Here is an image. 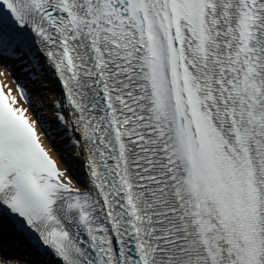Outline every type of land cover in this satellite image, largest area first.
<instances>
[{"label":"snow or ice","instance_id":"obj_1","mask_svg":"<svg viewBox=\"0 0 264 264\" xmlns=\"http://www.w3.org/2000/svg\"><path fill=\"white\" fill-rule=\"evenodd\" d=\"M37 38L85 178L0 86V236L57 264H264V0H0V76Z\"/></svg>","mask_w":264,"mask_h":264},{"label":"bare ground","instance_id":"obj_2","mask_svg":"<svg viewBox=\"0 0 264 264\" xmlns=\"http://www.w3.org/2000/svg\"><path fill=\"white\" fill-rule=\"evenodd\" d=\"M0 72H3V71L0 70ZM0 77H1V80L3 81V83L5 85V88L7 89V93L9 91V89L11 90V96H9V98L12 99L13 96L16 98V103L14 104V107L26 109L27 110L26 111V117L30 121L37 120V116H36L35 112L33 110H31V108H29L26 104H24L22 101L19 100L18 96L15 93V87L10 83L9 78L6 75L0 76ZM53 95H54V89H50V85H49V81H48L47 93L45 94V96H43V97L41 96L39 98V100H40V102H44V104L46 103V105L49 102V104H50L49 108H50V110L52 112V116L54 117L55 113H56V103H53V101L51 99L53 97ZM50 99H51V101H50ZM36 130L38 131L41 140L46 144V146L48 148L47 151L53 154V156L57 159V161L59 163L60 169L62 171H65V173L67 174L68 171H69L68 165L66 164L64 159L59 157L58 153H60V150L57 151L55 149V147H53L51 145V143L46 138V135H45L44 131L42 130V128L40 127L39 123L37 124V129ZM66 138L70 139L69 137H66ZM65 149H66V155L71 160V166H72L73 170L76 173H78L79 172V168H81L80 162L82 161L81 154H80L81 153V149L79 148V146H74L70 142H69V145ZM14 263H17V262L13 261V264ZM35 264H39V263H35Z\"/></svg>","mask_w":264,"mask_h":264},{"label":"rangeland","instance_id":"obj_3","mask_svg":"<svg viewBox=\"0 0 264 264\" xmlns=\"http://www.w3.org/2000/svg\"><path fill=\"white\" fill-rule=\"evenodd\" d=\"M20 264H24L23 262H21Z\"/></svg>","mask_w":264,"mask_h":264}]
</instances>
